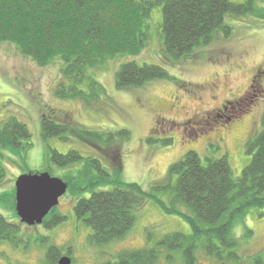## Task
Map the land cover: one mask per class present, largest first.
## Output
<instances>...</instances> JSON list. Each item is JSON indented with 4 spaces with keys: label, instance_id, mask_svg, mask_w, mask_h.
I'll return each instance as SVG.
<instances>
[{
    "label": "rangeland",
    "instance_id": "obj_1",
    "mask_svg": "<svg viewBox=\"0 0 264 264\" xmlns=\"http://www.w3.org/2000/svg\"><path fill=\"white\" fill-rule=\"evenodd\" d=\"M226 19L233 29L229 37L218 33L209 44L195 48L192 56L169 62L163 50V6L156 5L147 20L148 40L142 52L109 60L95 69L92 74L102 89L94 92L85 84L87 96L82 99H61L55 95L62 79L60 60L40 66L21 54L15 45L0 44V124L15 115L28 124L32 133L29 147L18 152L4 151L7 171L0 185V213L19 228L16 242L0 243V264H49L46 252L53 244L60 247L62 255L71 257L72 264H114L120 254L153 246L169 233H191V225L183 215L169 212L157 200L164 201L167 208L174 205L171 186L175 185L177 175L170 172L172 164L190 150L196 151L204 164L211 155H227L234 175L240 176L251 160L246 143L263 128L264 76L252 83L256 91L250 84L254 74L264 75V0H255L254 13L241 17L228 15ZM130 60L139 64L164 63L168 76L142 87L119 89L116 73L122 63ZM226 99L240 104L234 106L238 117L233 123L210 130L208 125L189 129L207 130L199 137L185 133L181 122L201 117L206 111L220 107ZM47 107L69 116L66 121L74 125L101 132L100 148L73 133H68L67 139H45L42 115ZM163 118L175 122L173 129L164 133L154 131L156 120ZM124 129L130 132L129 136L121 134ZM109 134H113L110 142ZM150 135L157 140L154 144L146 140ZM166 139L172 142L166 144ZM49 147L63 153L77 149L84 159L61 167L52 162ZM118 148L121 169L107 154ZM94 159L113 179L137 182L156 195L149 197L136 212V221L125 237L100 246L91 242L92 228L79 220L75 212L79 198L114 188L111 182L99 181ZM44 171L68 183L67 192L57 206L66 219L51 228L22 223L14 205L17 177ZM158 184L166 187L158 189ZM231 235L237 241V256L230 259L231 264H255V256L263 258L264 206L251 207L236 219ZM165 253L158 264H182L181 251H173L174 257L169 261ZM197 257L201 264L207 263L204 252H197Z\"/></svg>",
    "mask_w": 264,
    "mask_h": 264
},
{
    "label": "trees",
    "instance_id": "obj_2",
    "mask_svg": "<svg viewBox=\"0 0 264 264\" xmlns=\"http://www.w3.org/2000/svg\"><path fill=\"white\" fill-rule=\"evenodd\" d=\"M156 5L163 6V50L169 62H177L192 56L195 48L212 42L218 33L229 37L233 29L227 16L254 13L255 0L244 3L231 0H0V44L15 45L21 54L40 66L60 60L62 79L55 95L61 99H82L87 96L83 85L87 84L94 92L102 89L92 74L95 69L109 60L142 52L148 40L147 20ZM167 76L164 63L139 64L130 60L121 64L116 84L119 89L128 90ZM65 118L70 117L47 107L42 115L43 137L67 139L66 135L73 133L100 148L101 132L74 125ZM262 124L260 133L246 143L251 160L240 176L234 175L227 155H211L204 164L199 154L190 150L172 164L170 172L177 175L175 185L171 186L174 205L167 208L164 201L157 200L169 212L183 215L191 225V233H169L153 246L120 254L114 264H158L163 249L181 251L188 264H196L200 251L223 261L237 256V241L231 235L234 222L251 207L264 206V116ZM129 133L126 129L121 131L125 136ZM112 137L109 134L107 141ZM31 138L28 124L19 117L11 115L1 122L0 185L7 171L4 151L24 150L32 145ZM154 138L149 136L146 140L154 144L157 141ZM164 142L170 143L172 139ZM49 149L52 162L61 167L84 159L77 149L66 153ZM120 153V148L107 152L119 169L122 168ZM93 163L99 170V181L111 182L114 188L79 198L75 212L79 220L92 228L91 242L100 246L125 237L136 221V212L149 197L156 198V195L137 182L113 179L98 160L94 159ZM65 219L55 207L43 224L51 228ZM18 228L0 213V240L16 242ZM61 257L57 245L47 248L49 264H56ZM256 264H264V257L257 259Z\"/></svg>",
    "mask_w": 264,
    "mask_h": 264
},
{
    "label": "water",
    "instance_id": "obj_3",
    "mask_svg": "<svg viewBox=\"0 0 264 264\" xmlns=\"http://www.w3.org/2000/svg\"><path fill=\"white\" fill-rule=\"evenodd\" d=\"M15 185L16 212L20 221L30 226L42 224L68 189L66 181L48 171L21 174ZM56 264H72V259L64 255Z\"/></svg>",
    "mask_w": 264,
    "mask_h": 264
},
{
    "label": "flooded vegetation",
    "instance_id": "obj_4",
    "mask_svg": "<svg viewBox=\"0 0 264 264\" xmlns=\"http://www.w3.org/2000/svg\"><path fill=\"white\" fill-rule=\"evenodd\" d=\"M258 71L259 70H257V72ZM263 76H264L263 74H261L260 76L258 74L257 75L254 74V76L252 77L250 86L252 85L251 88H253L255 91H256L257 87H255V84L253 85L252 83L256 82L259 77L261 78ZM259 91H263V90L259 89ZM211 97L214 98V94H211ZM235 104L240 105L238 103V101H236V103H234V102L226 99L221 103L220 107L212 108L209 111H206L204 113V115H202L201 117H197V118L192 117V118L185 119L183 122H181L185 133L190 134L192 132L191 134H193L195 137H199L201 135H204L207 132V130L199 129V130H195V131H189V129H194L196 127L200 128V127L208 125V126H210L208 128V130H210V129L216 128L218 125H222V126H227V124L230 125V123L231 122L233 123L234 119L238 117V116H236L235 112L233 111ZM228 113H230V114H228ZM210 121H213V123L211 124ZM165 124H167V126H165ZM174 126H175L174 121H168L167 122L166 119L163 118L160 120H156L155 126L153 127V130L157 131V132L164 133L167 131H171ZM4 241H8V240L1 239L0 243H2ZM158 241H160V239ZM157 242H155V243L157 244ZM161 251H162V253L166 252L165 254L168 258V261L174 257L173 251H168L165 249H163ZM0 253H2V252H0ZM62 256H64V255H62ZM181 256H182V264H188V261L186 260V258L183 257L182 252H181ZM260 257L261 256H257V257L255 256V259L257 260ZM206 262L207 263H203V264H231L230 259L223 261L214 255L213 256L207 255V261ZM196 264H201V263L197 260ZM234 264H241V263H234ZM255 264H256V261H255Z\"/></svg>",
    "mask_w": 264,
    "mask_h": 264
}]
</instances>
